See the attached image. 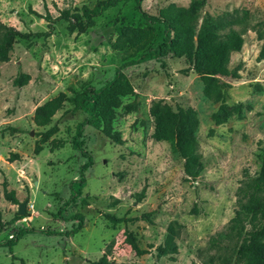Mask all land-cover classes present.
<instances>
[{"label": "rangeland", "instance_id": "374dc122", "mask_svg": "<svg viewBox=\"0 0 264 264\" xmlns=\"http://www.w3.org/2000/svg\"><path fill=\"white\" fill-rule=\"evenodd\" d=\"M97 1L0 0V23L22 33L46 32L47 22L32 11L57 18L65 10L76 13L83 6L92 8ZM189 2L144 0L141 8L157 15L170 3L186 7ZM205 14L212 16L220 33L232 29L243 38L241 51L231 54L229 64V69L240 65L239 78L220 77L229 111L226 122L213 123L211 114L218 104L203 96L202 83L193 71L184 72V59L166 57L164 67L149 61L124 68L133 90L121 99L111 122L123 142L116 144L106 137L99 121L84 128L83 145L92 166L84 172L81 199L60 217L57 212L71 194L69 185L86 162L72 149L71 140L76 125L88 115L67 101L47 126L36 127L35 107L59 93L73 99L72 88L102 87L124 61L154 50L162 27L139 17L130 0L104 11L84 34H69L68 23L61 20L48 38L16 41L9 61L0 64V162L10 167L0 173V186L6 179L7 190H14L19 203L27 204L25 214L18 215V204L7 202L0 187V243L22 229L36 233L24 235L11 250L0 245V264H91L101 258L116 264H233L240 241L222 240L220 235L248 205L264 150V60H258L264 39V0H205L198 26ZM123 27L147 29L150 34L140 49L115 50L111 45ZM20 73L30 80L17 88L12 82ZM160 99L174 110L191 107L197 113L203 171L194 181L186 178L183 161L169 144L151 138L154 122L148 109L152 100ZM129 103L136 109L125 114L122 106ZM52 128L54 132L44 140ZM5 134L18 135L4 141ZM35 144L44 151L35 153ZM14 153L21 154L24 166L16 161L7 165ZM143 189L144 197L138 202ZM151 212V224L137 220L112 225L103 216L134 219ZM75 213L84 216V225L74 236L41 233L70 230L77 225L70 220ZM173 222L179 233L178 253L158 258L155 249L163 244L166 228ZM129 232L148 254L135 256L125 243Z\"/></svg>", "mask_w": 264, "mask_h": 264}, {"label": "trees", "instance_id": "16d2710c", "mask_svg": "<svg viewBox=\"0 0 264 264\" xmlns=\"http://www.w3.org/2000/svg\"><path fill=\"white\" fill-rule=\"evenodd\" d=\"M130 0H99L92 8L83 6L80 12L70 13L69 10L61 12L57 18L50 15H39L32 11L35 16L47 22L48 31L40 33H22L14 27L0 23V64L9 61L10 53L17 40L26 42L32 36L37 38H48L54 31L53 25L58 21L68 23L69 34H84L89 28L94 26V19L100 16L109 8L116 7L118 3H126ZM144 0H133L134 9L139 17L150 24H157L162 27L160 42L154 50H146L134 56L132 59L124 61L114 71L113 77L100 88L84 87L81 91L71 89L73 99L65 93H59L56 97L45 101L34 109L32 122L36 127H45L53 116L63 108L65 102L70 101L75 110H79L88 115V118L76 125L75 134L71 140V147L77 151L86 162L79 167V177L69 185L71 194L61 205L57 212L60 217L66 208L81 199V190L85 186L84 172L92 166L90 153L84 149L83 138L84 128L95 122L103 125L102 133L116 144L123 141L118 132H113L111 122L114 110L121 106V99L131 94L133 88L128 78L124 75L123 69L129 66L139 65L149 61H156L164 67V59L172 57L184 59L187 69L184 72L193 71L202 83L203 96L213 104H218L216 112L211 114V120L215 125L226 122L229 111L226 105L224 85L220 82V77H230L238 79L240 65L229 69L230 56L238 53L243 46L242 33L235 30H228L220 33V29L214 24L211 15L205 14L198 26L199 13L205 6V0H190L188 6H177L174 3L161 8L157 15H150L141 8ZM149 30L139 28L123 27L112 48L123 50L126 47L140 49L149 37ZM260 36V35H259ZM258 60H264V39L258 54ZM30 80V76L20 73L12 82L14 87L22 88ZM125 114H129L136 109L134 103L122 106ZM149 115L153 119V132L151 138L156 142L169 144L171 152L183 161V172L187 179L196 180L200 177L203 166L200 162L198 150L197 132L198 117L196 111L191 108L177 106L175 110L164 100H152L148 109ZM55 129H49L43 136L48 139ZM53 144V143H52ZM35 153L38 154L40 147L34 146ZM19 160L16 154L10 155L7 159L9 163ZM3 197L7 202L17 205L19 200L15 197V191L7 190V182L1 183ZM143 189L138 195L140 202L144 197ZM83 202V200H82ZM117 203L118 201H114ZM194 212H196L194 210ZM154 213H146L139 218L125 219L116 217L110 213H105V220L112 225L133 222L137 220L151 224V216ZM23 217H17L22 219ZM76 221L77 225L65 232H41L47 236H62L69 238L77 234L84 225V216L75 213L70 218ZM0 227H2L0 217ZM176 224L170 223L166 228V237L162 245L156 247L157 257H169L178 253L175 239L179 236ZM36 233L34 230L22 229L6 242L0 243L11 250L24 235ZM222 240H238V245L233 264H264V150L261 155L260 169L253 185L249 188V203L243 209L242 214L236 218L234 224L226 233L220 235ZM211 243L214 241H210ZM125 243L137 257L148 254L149 251L141 249L135 236L126 233ZM213 263V261H210ZM91 264H116L114 261L101 258Z\"/></svg>", "mask_w": 264, "mask_h": 264}, {"label": "crops", "instance_id": "0c3cea01", "mask_svg": "<svg viewBox=\"0 0 264 264\" xmlns=\"http://www.w3.org/2000/svg\"><path fill=\"white\" fill-rule=\"evenodd\" d=\"M37 107V106H36ZM35 107V108H36ZM34 112V111H33ZM32 117H33V115H32ZM20 133V132H19ZM15 135H18V134H14L13 136H10V135H8V134H5L4 135V138H3V140L4 141H8V140H13L14 139V137H15ZM17 140V139H16ZM39 145V144H38ZM40 151H41V153L44 151H42L41 149H40ZM39 151V152H40ZM14 154H18V156H19V160H17L16 161V163H19V164H21V166H24L25 164H26V162L24 161V159H23V157H21V154H19V153H14ZM38 157V156H37ZM36 157V158H37ZM8 164L7 165H9V166H13V164L12 163H15V162H12V163H9V162H7ZM10 167H5V165H3V163H1L0 162V173L2 172V171H6V169L8 170ZM6 173V172H5ZM3 180H6V179H3ZM3 182V181H2ZM6 182H7V180H6ZM1 187V186H0ZM14 191V190H13ZM15 197L17 198V194L15 193ZM18 199V198H17ZM10 203V202H9ZM14 205V204H13Z\"/></svg>", "mask_w": 264, "mask_h": 264}, {"label": "water", "instance_id": "95a60500", "mask_svg": "<svg viewBox=\"0 0 264 264\" xmlns=\"http://www.w3.org/2000/svg\"><path fill=\"white\" fill-rule=\"evenodd\" d=\"M26 204H27L26 201L21 202V203L18 204V209H17L18 215L23 216L25 214V212H26L25 211Z\"/></svg>", "mask_w": 264, "mask_h": 264}]
</instances>
